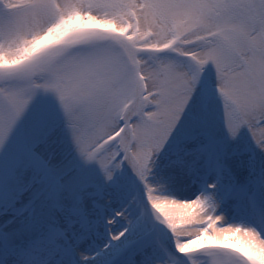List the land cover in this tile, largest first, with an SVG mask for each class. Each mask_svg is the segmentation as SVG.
<instances>
[{"label": "snow or ice", "instance_id": "6c2138e0", "mask_svg": "<svg viewBox=\"0 0 264 264\" xmlns=\"http://www.w3.org/2000/svg\"><path fill=\"white\" fill-rule=\"evenodd\" d=\"M0 264H264V0H0Z\"/></svg>", "mask_w": 264, "mask_h": 264}]
</instances>
